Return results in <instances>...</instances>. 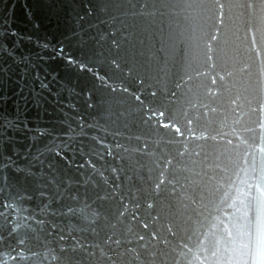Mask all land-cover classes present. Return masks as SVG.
I'll return each mask as SVG.
<instances>
[{
  "label": "water",
  "instance_id": "water-1",
  "mask_svg": "<svg viewBox=\"0 0 264 264\" xmlns=\"http://www.w3.org/2000/svg\"><path fill=\"white\" fill-rule=\"evenodd\" d=\"M0 264H264V0H0Z\"/></svg>",
  "mask_w": 264,
  "mask_h": 264
}]
</instances>
